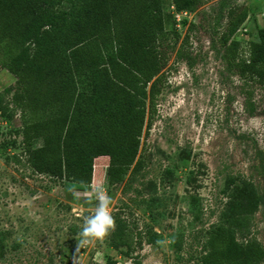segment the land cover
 Here are the masks:
<instances>
[{"label":"rangeland","instance_id":"374dc122","mask_svg":"<svg viewBox=\"0 0 264 264\" xmlns=\"http://www.w3.org/2000/svg\"><path fill=\"white\" fill-rule=\"evenodd\" d=\"M161 3L169 34L159 49L149 126L139 138L141 164L117 184L106 182V156L93 159L99 179L91 171L87 185L38 174L26 163L24 112L10 99L16 76L0 66V264H212L208 242L219 233L248 244L247 264H264V86L241 80L219 42L244 10L233 34L243 56L264 27V0H197L180 12L171 0ZM94 185L111 197L115 230L78 246L84 218L99 203ZM235 186L243 204L244 195L255 191L257 198L236 225L227 216ZM117 233L131 235L129 247L115 245Z\"/></svg>","mask_w":264,"mask_h":264},{"label":"trees","instance_id":"16d2710c","mask_svg":"<svg viewBox=\"0 0 264 264\" xmlns=\"http://www.w3.org/2000/svg\"><path fill=\"white\" fill-rule=\"evenodd\" d=\"M59 2L0 0V66L16 76L10 99L24 112L25 161L38 174L87 185L91 171L99 179L93 159L106 156V182L117 184L140 168L139 138L158 93L168 16L161 0H72L56 11ZM171 3L175 12L191 11L197 0ZM245 16L240 11L219 42L241 80L264 86V27L244 56L233 38ZM253 194L243 204L231 188L227 216L235 225L254 212ZM130 236L117 233L115 245L129 247ZM208 244L212 264H247L248 244L239 246L231 235L214 234Z\"/></svg>","mask_w":264,"mask_h":264},{"label":"clouds","instance_id":"9594fccd","mask_svg":"<svg viewBox=\"0 0 264 264\" xmlns=\"http://www.w3.org/2000/svg\"><path fill=\"white\" fill-rule=\"evenodd\" d=\"M93 193L99 203L93 216L84 218V226L80 233L81 239L78 246H84L94 240H104L110 231L115 230V219L110 214L111 197L103 190L102 186L94 185Z\"/></svg>","mask_w":264,"mask_h":264},{"label":"built area","instance_id":"2783aa9c","mask_svg":"<svg viewBox=\"0 0 264 264\" xmlns=\"http://www.w3.org/2000/svg\"><path fill=\"white\" fill-rule=\"evenodd\" d=\"M244 54H245V52H244ZM244 56V55H243Z\"/></svg>","mask_w":264,"mask_h":264}]
</instances>
